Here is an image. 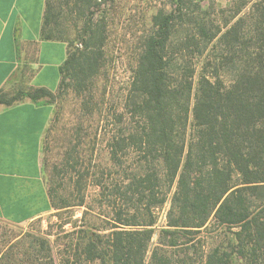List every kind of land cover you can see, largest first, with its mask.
<instances>
[{
	"label": "trees",
	"instance_id": "16d2710c",
	"mask_svg": "<svg viewBox=\"0 0 264 264\" xmlns=\"http://www.w3.org/2000/svg\"><path fill=\"white\" fill-rule=\"evenodd\" d=\"M111 1L46 0L42 37L68 45L59 86L1 92L0 105L26 98L52 105L71 92L86 113L101 116L105 99H97L95 85L107 64ZM66 20L76 27L74 39ZM135 60L106 133L108 164L85 165L78 157L62 186L73 189L68 197L56 203V185L48 190L52 208L70 210L87 207L94 187L110 216L108 233L67 235L64 264L73 257L99 264H264V0L153 7ZM73 217L63 226L77 228ZM19 237L0 233V264H56L49 238L26 245Z\"/></svg>",
	"mask_w": 264,
	"mask_h": 264
},
{
	"label": "rangeland",
	"instance_id": "374dc122",
	"mask_svg": "<svg viewBox=\"0 0 264 264\" xmlns=\"http://www.w3.org/2000/svg\"><path fill=\"white\" fill-rule=\"evenodd\" d=\"M211 1L216 2L220 7H226L231 0H204V4L208 5ZM252 1L254 3L257 0ZM168 2L170 0H112L108 5L107 23L110 39L107 48V64L95 85L97 99L100 101L103 97L105 99L101 116L98 113L93 115L86 113L82 107L81 99L71 92L63 98H58L56 103L51 105L53 113L49 127L43 137L42 172L48 190L51 184L57 187V195L54 198L56 203H60L57 196L58 198H67L68 192L73 191L71 187L62 186L67 183L72 174H75L68 166H73L78 157V161L85 165L91 164L97 167L108 164L107 140L110 136L106 133H110L113 107L115 105L120 107V104L123 103L132 78V70L136 64L135 57L138 51L139 38L145 31L153 7L163 6ZM65 26L69 39H74L76 36L74 23L67 21ZM29 89L27 86L20 85L3 93L15 95L19 91ZM99 120L101 124H99ZM96 136L97 139L95 140ZM69 151L71 157L67 155ZM88 196L87 207L76 206L70 210L52 208L50 213L25 225L17 226L18 228L0 222V233H3L5 237L20 235L19 238H22L21 241L26 245L35 236L49 238L53 245L56 264H64L68 256L67 250L69 251L68 247L65 246L69 243L68 234L73 231L90 229H93L92 231L100 229L104 231L103 233L109 232L107 230L110 227L109 212L100 207L96 188L90 186ZM85 210L88 215L83 222L81 219ZM167 210L168 206L166 205L159 211L160 226L166 222ZM72 214L74 215L73 220H79L77 228L70 224L63 226L65 221L71 219ZM76 238L78 239V236ZM156 243L157 235L153 238L151 247L154 248ZM72 253L74 254V252ZM198 262L197 264H199ZM99 263H87L84 259L77 260L75 257L69 262V264Z\"/></svg>",
	"mask_w": 264,
	"mask_h": 264
},
{
	"label": "crops",
	"instance_id": "0c3cea01",
	"mask_svg": "<svg viewBox=\"0 0 264 264\" xmlns=\"http://www.w3.org/2000/svg\"><path fill=\"white\" fill-rule=\"evenodd\" d=\"M46 0H0V93L16 86L55 92L68 45L46 40ZM51 105L26 98L0 105V222L25 225L52 211L42 172Z\"/></svg>",
	"mask_w": 264,
	"mask_h": 264
}]
</instances>
